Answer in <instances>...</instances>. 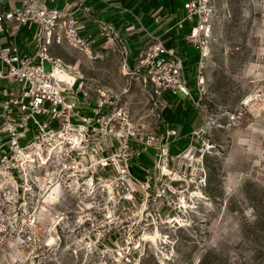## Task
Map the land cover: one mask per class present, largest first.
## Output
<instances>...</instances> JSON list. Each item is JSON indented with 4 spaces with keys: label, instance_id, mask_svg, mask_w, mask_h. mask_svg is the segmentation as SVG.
<instances>
[{
    "label": "rangeland",
    "instance_id": "obj_1",
    "mask_svg": "<svg viewBox=\"0 0 264 264\" xmlns=\"http://www.w3.org/2000/svg\"><path fill=\"white\" fill-rule=\"evenodd\" d=\"M194 26L207 53L201 93L199 51L184 41L193 99L168 95L165 111L118 45L101 56L67 41L51 46L92 95H113L141 136L164 144L166 121L176 135L167 161L152 151L136 160L132 200L63 186L39 204L41 230L28 245L0 217V264H264V0H207L186 34Z\"/></svg>",
    "mask_w": 264,
    "mask_h": 264
},
{
    "label": "built area",
    "instance_id": "obj_2",
    "mask_svg": "<svg viewBox=\"0 0 264 264\" xmlns=\"http://www.w3.org/2000/svg\"><path fill=\"white\" fill-rule=\"evenodd\" d=\"M57 1L10 0L7 6L0 0V191L6 190L9 205L8 212L0 210V217L7 224L3 231L27 245L38 241L44 188L64 186L75 194L88 191L101 198L132 200L136 193L132 172L143 166L136 160L152 151L155 158L167 161L169 139L176 135L166 128L162 145L154 135L141 136L129 111L113 95L101 91L92 95L70 67L50 54L51 46L62 41L91 54L76 17L85 0L76 3L73 11L59 8ZM182 1L183 21L190 23L201 17L207 3ZM30 25L39 28L34 43L19 44L17 37ZM197 28L192 27L185 41L199 51L195 87L200 94L207 53ZM3 35H8L5 42ZM135 61L156 106H162L164 94L193 99L186 59L175 41L166 44L153 37ZM57 68L73 79L59 78Z\"/></svg>",
    "mask_w": 264,
    "mask_h": 264
},
{
    "label": "crops",
    "instance_id": "obj_3",
    "mask_svg": "<svg viewBox=\"0 0 264 264\" xmlns=\"http://www.w3.org/2000/svg\"><path fill=\"white\" fill-rule=\"evenodd\" d=\"M82 1L58 0L57 6L73 11L76 3ZM5 2L8 6L10 0ZM182 4V0H85L76 17L79 31L89 43L90 53L101 56L100 50L116 44L126 58L135 61L137 54L153 37H160L166 44L175 41L180 52L186 48L183 42L188 28L187 22L183 21ZM7 26L10 28L13 24ZM36 28L35 25L24 28L17 37L18 43L24 44L28 40L29 45L33 44ZM7 38L8 35H3L1 42ZM173 98L180 99L178 95ZM160 104L161 110H168V94L162 96ZM166 125L168 128V121Z\"/></svg>",
    "mask_w": 264,
    "mask_h": 264
},
{
    "label": "bare ground",
    "instance_id": "obj_4",
    "mask_svg": "<svg viewBox=\"0 0 264 264\" xmlns=\"http://www.w3.org/2000/svg\"><path fill=\"white\" fill-rule=\"evenodd\" d=\"M56 72H57V76L61 79H66V80H72L73 79V75H71L70 73L68 72H65L63 70H61L60 68H57L56 69ZM59 188L58 186H54V187H51L48 191H47V195H45V202L46 201H50L55 199L56 197V194H59Z\"/></svg>",
    "mask_w": 264,
    "mask_h": 264
}]
</instances>
